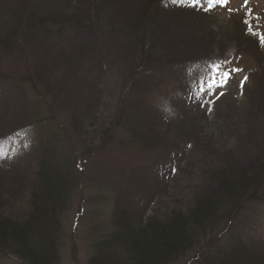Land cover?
<instances>
[{
  "label": "trees",
  "instance_id": "16d2710c",
  "mask_svg": "<svg viewBox=\"0 0 264 264\" xmlns=\"http://www.w3.org/2000/svg\"><path fill=\"white\" fill-rule=\"evenodd\" d=\"M105 1L106 6L98 0H35L31 3L30 0H0V86L5 87V96L9 98L8 101L0 98V130H12L1 132V137L16 133L10 136L15 138V146L37 156L34 172L25 188L28 190L25 209L9 212L11 210L6 211V204L3 206L0 201V253L11 254L23 264H62V222L70 203L76 198L83 166H80L69 137L51 111L59 106L58 99L67 102L73 111L74 91L85 85L82 80L91 71L88 62L92 65L97 63L101 73L110 69L108 64L113 65L108 63V59L103 60L102 55H97L99 38V43L104 38V41L109 39V49L121 50L124 54L118 65L119 71L125 70L126 77L130 69L134 70L128 73L129 77L130 74L134 77L128 81L130 86L135 87L140 79L146 80L143 83L149 82L152 77L155 79L160 75V71H164L163 77L167 73L171 77L180 75L176 73L181 71L177 66L198 58L183 56L185 54L181 51L194 47L192 52L200 48L201 54L205 53L204 60L214 53L228 57L230 61L236 56L252 59L256 67L247 73L242 92L245 100L254 89L262 93L257 101V110L246 108L245 103L217 105L213 118L216 128L210 126L211 131L208 125V129L203 128L200 133L193 129L191 132L187 127L186 137L193 144V152L188 158L198 160V166H202L204 156L211 155L221 161L215 178L209 179L214 183L207 189L202 190L203 186L197 189L187 207L167 211L160 216V204L157 202L156 209H152L153 206L147 208L150 214L141 219L137 213L130 214L125 203L120 202L121 192L110 189L112 197L109 199L94 185L98 192L94 199L98 204L114 201L115 204L111 205V221L91 246L88 264H177L186 258L189 261L190 257V264H264V240L259 235L251 241L253 231L260 228L249 229L250 220L264 215V212L261 214L264 211V124L256 123L261 115L264 117V86L260 80L264 75V42L261 40L263 34L259 33L258 37L250 27L256 29L255 20L237 14L231 16V20L237 21L236 28H240V42L234 47L227 39H215L216 34L222 33L214 25V16L218 15L216 9L188 8L184 4L167 7L163 5L166 0H140L142 4L138 5L137 11H126L123 5L127 0ZM113 10L121 13L113 16ZM108 13H112L110 18H104ZM169 14L175 19H169L168 25L165 18ZM88 19L93 26L88 21L86 26L83 25L85 27L80 28L81 23ZM94 19L101 20L112 31L111 39L95 28ZM72 22H77L78 29H85L92 39L88 40L80 29L73 28ZM174 22L181 26L180 31H175L177 44L170 40L174 31L169 26ZM124 41L125 45H122ZM19 47H27L30 53L26 50L18 55L16 49L19 51ZM48 48L55 50L50 57L56 69L50 76L43 66H39L37 58H42L43 64L48 65L49 56L37 54ZM166 51L168 54L163 53ZM13 54L25 61L20 77L2 69L3 58ZM135 60L139 61V66ZM66 61L77 68L75 72L78 71L74 75L75 81L72 78L70 84L66 73L59 68ZM172 70L174 74L170 73ZM55 76L59 78L55 79ZM96 76L101 89L106 77ZM125 77L117 81V87L122 89L118 97L114 95L113 98L117 104L124 98L122 106L127 108L129 100H126L125 92L129 95L130 88L126 87L129 85L125 84ZM114 78L118 80L115 75ZM46 84L52 87L64 84L65 87L63 91L51 93L46 100L40 99L39 94L47 93L44 90ZM181 92H185L184 86ZM114 103L109 105L107 101L100 100L98 108L101 107L102 113L99 112L97 118L87 117L85 121L77 113L73 117L75 132L89 147L94 145L100 134L109 138V131L120 133L116 146L126 150L153 151L164 144L165 140L155 139L149 134L151 127L145 114L136 116L139 113H133L136 108L124 109V112L120 109L122 118L118 119L114 117V109L108 112ZM90 130L95 131V136L88 134ZM236 154L240 156L236 157ZM93 155L90 153L89 156L95 157ZM197 178L198 175L195 180ZM241 210L253 212L252 217L242 222L238 219L235 226L233 218Z\"/></svg>",
  "mask_w": 264,
  "mask_h": 264
},
{
  "label": "rangeland",
  "instance_id": "374dc122",
  "mask_svg": "<svg viewBox=\"0 0 264 264\" xmlns=\"http://www.w3.org/2000/svg\"><path fill=\"white\" fill-rule=\"evenodd\" d=\"M33 1L35 0H30V3ZM98 1L104 5L106 3L105 0ZM114 2L116 3L117 1L114 0ZM141 4L142 1L140 0H127L123 6H126V9L124 8L126 11H137L139 8L138 5L141 6ZM246 5L248 9H252L253 13L260 12L259 8L264 10V0H231L222 10L221 14L214 16L216 18L214 25L220 28V31L222 32L221 34H216L215 39H221L223 41H226L227 39L230 41L231 46L235 47L238 45L240 42V28L237 29L238 26L235 25V22L237 21L235 19L231 20L232 17H230L231 15H229V13H239L244 11ZM103 8L98 11L97 16L101 14ZM120 13L121 12L113 10V16ZM171 14L165 18V20L167 19L166 22L168 25L169 19H175V17H171ZM111 15L112 13H108L104 18H110ZM82 18L83 15L81 19ZM88 21L90 20L83 21L80 28L85 27L88 24ZM94 23L95 28L100 30L99 32L103 34L104 37L112 38L110 36L112 31H109L101 20L94 19ZM71 24L73 28L76 27L75 29H78L77 22H72ZM91 24L92 27L93 23L91 22ZM170 24V29L174 31V36H172L170 40L174 44H177L175 31H180V23L174 22L173 24ZM80 31L88 40L92 39L91 35L86 33L87 31L85 29L83 31L80 29ZM94 34L97 33L94 32ZM116 34L117 33L114 35L116 36ZM116 39L117 38L114 40ZM101 41L102 42L99 43V38L97 55H102L103 60L108 59V63L112 62L114 66L111 64L108 65L110 66L109 70L112 71L111 74L113 77L109 74L111 71L103 70V73H101V69L98 70L99 67L97 66V63L92 65V63L88 62L87 64L91 71L84 77L85 80H82L85 82V85H82V88L75 89L74 91L76 92V95L73 100V105L75 104V106L72 107L73 111L69 109L67 102H64V100L61 99H58L59 106L57 109L54 107L51 111L58 124L61 125V128L69 137V143H71V148L73 149L74 154H76L80 166H83V174L79 183L80 187L77 191V195H75L76 198L70 203V209L66 212L62 222L63 232L61 234L62 244L60 247L62 264H88L87 261L92 252L91 246L95 241L97 242V240H99L97 236H101L100 231L107 227L108 222L111 221L109 215L111 207L113 206L112 203L115 204V201L112 202L113 200H111L112 203L109 202L108 204L107 202L98 204L94 199L97 197L96 193H98L96 192L97 190L94 185L98 186V190L109 199L112 197L109 192L110 189L114 188L115 190L113 192H121L122 197L120 202L123 204L125 203V206L127 207L126 210H128L130 214L137 213V216L141 219L146 217V214H150V210L148 211L147 208L153 206L152 209H156L157 202L160 204L158 205V214L163 216V214H167V211H178L179 209L187 207L197 189L203 186V190L209 184L211 185L214 183L209 179L210 177L215 178V175L219 170L218 166L221 164L220 159L209 155L210 159L209 156H204V162L201 164L202 166H198V160L188 158L189 154L193 152V149H191L192 145L188 142L189 138L186 137L188 134V128L191 132L197 130L199 133L203 128L208 129V126L210 131L212 130L211 127L213 129L216 128V124L213 125V117H215V115L213 109L211 111V107L209 108V106L217 96L214 97L206 91L204 92L201 90L198 92L199 97L194 100L191 104L192 106H189L188 101L185 98L177 95L180 90L177 78H171L168 73L167 76L163 77V75H165L164 71H160V75L155 79L152 77L149 82L143 83L146 80H141L139 78L140 81L136 82L135 87L130 86L128 81L129 79L132 80L134 77L132 74H130L129 77L128 73L130 71L134 72V70L130 69L125 77V70L120 72L118 68L119 63H121L124 58V54H122L121 50L115 51L109 49V39L104 41V38H102ZM122 45H125V41ZM166 47L168 48V45H166ZM192 48L189 47L181 51L185 54L183 56L203 57L205 54H201L200 48H197L200 52H192ZM19 49V51L16 49V52H18V55H22L23 52L27 50V47L26 49L19 47ZM27 51L30 53V50ZM34 51L35 47L33 49V52ZM163 53L168 54L167 51ZM37 54L49 56L50 63L48 65L43 64L42 58H37L39 66H43L44 70L47 71V75L50 76L56 69V65L52 63L53 58L50 57L55 54V50L53 48H48L41 51L40 54ZM171 54L169 53V55ZM214 55L217 54L214 53L212 56ZM240 57L241 59H237L235 64L232 63L233 65H227L218 70V76L224 84L222 86L218 85V93L224 94V96L216 104H229L233 106L235 103H245L246 108L257 110L256 108L259 105L257 101L261 99L262 91L258 92L254 89L248 94V96H246V100L245 97L240 99L241 93L238 90L240 88V83L243 80L244 72L248 73L252 71L251 69L256 67L252 59H246L242 56ZM3 60L4 63L2 69L4 71L14 74L16 73L19 75L18 77L23 74L25 61L22 57L14 56L13 54V56L9 55V57H5ZM125 61L127 62L128 59ZM138 62V60H135L137 65ZM74 67L69 64V61H66L59 67L60 71L66 73L68 84H70L72 78L75 81L74 75H76L78 71L75 72V69L77 68ZM241 67L243 68V71L241 70ZM14 70H18L19 72ZM227 72L235 75L234 81L231 82L226 80ZM238 72L241 73L239 74ZM98 74L106 77L104 84L101 83V89L98 88V77L96 76ZM120 74L126 78L125 84L130 86H126L128 89L130 88L129 95L127 91L125 92V98L126 100H129L126 104L127 108L122 106L124 98L121 99L119 104H117V101L115 102L113 98L114 95L117 98L122 89L121 86L117 87V81L122 78ZM114 75L117 76L118 80L114 78ZM57 78H59V76H55V79ZM223 78H225L224 82ZM260 80L264 86V75L260 76ZM185 83L186 79L183 80V84ZM63 85L52 87L49 84H46L44 90H46L47 93L43 92L42 94H39L38 97L46 100L50 98L51 93H56L59 90L63 91L65 87V85ZM105 87L107 88V91H105ZM100 92H103V94ZM5 93V87L0 86V98L8 101L9 98L8 96H5ZM1 99L0 102L2 101ZM100 100L107 101L109 105L115 102L113 106H109L110 110H108V112H111V110L114 109V117L118 119L122 118L121 113L119 112L120 109L124 112V109L136 108L133 111L134 114L136 111L139 112L136 116H139V114H145L151 127L149 129V134L155 139L165 140L164 144H160V147L153 149V151L148 149L145 151H141L140 149L134 150L133 148L126 150L123 147L116 146V144H118L117 140L120 133L114 134V131H109V138L105 135L102 137V134H100L94 141V145L89 147L88 143L79 137V133L75 132L73 127L75 120L73 117L77 113V115L80 114L79 116L83 117L84 120L87 119V117L92 118L95 116V118H97L96 116L102 111L101 107L98 108ZM49 101L50 100H48V102ZM91 106L93 108H90ZM115 112L117 113L115 114ZM72 113L73 115H71ZM251 123L259 130L257 124H264V117L261 115L260 118H258V122H256L257 124L254 121ZM125 125L126 124L123 126ZM77 126L78 124L76 127ZM130 128L132 129V126ZM11 131L12 130H6V128L0 130V201L3 206L6 204L4 208L6 211L11 210L9 212L13 211L16 213V211H20L26 207V192L28 190L25 188L27 181L31 179L30 174L34 172L35 159L37 156L32 155L25 148L22 149L20 146H14L15 141H12L10 136L1 137V132ZM87 132L92 137L95 136V133L93 134L95 131L90 130ZM85 134L88 135L86 132ZM199 136L202 135L200 134ZM189 145L191 146L190 148ZM90 153H93V156L95 157H90ZM238 156L240 155L236 154V157ZM196 175H198V180H195ZM176 179L178 180L177 182L175 181ZM201 179L204 181V185L202 184ZM117 193L114 195V198L117 196ZM263 212L264 211H262L261 214ZM252 213L253 212H245L243 210L241 213L234 216L232 222H234L236 226L238 219H242L241 222L247 218L250 220ZM261 214L259 215L261 216ZM249 224V229L251 231L254 230V228H260L258 231H253V234L251 235L253 240L251 241H255L254 238L259 235L264 240V215L260 218L255 217L253 221H249ZM246 239L248 240V238ZM216 248L218 249L219 246ZM191 259L192 257H190V260L188 261V258H186L177 264H190ZM0 264L23 263L11 254L0 253Z\"/></svg>",
  "mask_w": 264,
  "mask_h": 264
},
{
  "label": "snow or ice",
  "instance_id": "6c2138e0",
  "mask_svg": "<svg viewBox=\"0 0 264 264\" xmlns=\"http://www.w3.org/2000/svg\"><path fill=\"white\" fill-rule=\"evenodd\" d=\"M225 2H226V0H225ZM261 40H262V42H264V35L261 36ZM216 67H217V69H219L220 66L217 65Z\"/></svg>",
  "mask_w": 264,
  "mask_h": 264
}]
</instances>
